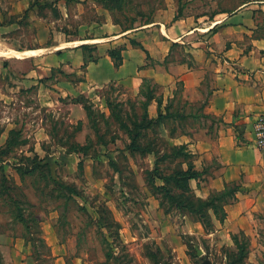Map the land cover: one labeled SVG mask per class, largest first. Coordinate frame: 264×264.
Segmentation results:
<instances>
[{
	"label": "rangeland",
	"instance_id": "1",
	"mask_svg": "<svg viewBox=\"0 0 264 264\" xmlns=\"http://www.w3.org/2000/svg\"><path fill=\"white\" fill-rule=\"evenodd\" d=\"M29 1L28 11L7 16L8 24L0 28V49L12 52L26 46H50L58 42L50 40V32L95 34V25L85 24L89 18H99L95 2L102 6L104 15L112 16L114 30L120 31L132 19L139 21L143 16L169 21L180 12L178 0H132L129 4L127 0H113L106 6L99 0ZM241 1L182 0L181 13L209 20L221 9H231ZM110 5L116 7L115 11L106 8ZM64 7L70 14L67 18L62 13ZM130 7L134 9L129 10ZM254 16L259 21L255 35L264 36V10H257ZM199 37L205 38L203 34ZM192 46L191 42L171 43L166 63L191 65ZM36 66L30 57L0 56V151L6 152L0 162V264H264V247L256 246L253 237L239 234L238 242L232 246L224 237L213 244L201 234L191 235L193 221L181 215L152 186L154 154L124 149L130 137L119 119L131 128L139 124L146 107L140 100L149 103L150 115L155 118L154 101L160 100L156 83L144 78L138 91L132 83L117 80L91 94L60 97V91L53 86L56 79H79L82 75H64L59 68L51 78H36L41 84L33 85L30 73ZM82 97L89 100L93 119L83 103H75ZM188 97L182 93L174 102L172 108L182 114L180 117L144 130L141 142L152 147H185L182 136L189 138L193 130L210 121L205 118L204 96ZM167 157L168 152L161 162L166 175L179 166L178 160L171 162ZM182 161L184 168H188L186 161L179 158ZM34 163L42 167L33 170ZM19 166L27 173L22 175L17 170ZM1 174L8 178L9 186H3ZM156 183L164 184L163 180ZM58 184L73 188L79 195L68 200L70 193ZM8 193L26 201L20 206L29 216H37L29 235L44 242H37L35 252L31 243L26 242L25 227L13 220ZM158 196L164 198L163 207ZM100 213L107 222L101 233L92 218H99ZM22 239L26 244L19 249L17 244ZM243 252L247 257L238 262L241 259L237 257Z\"/></svg>",
	"mask_w": 264,
	"mask_h": 264
},
{
	"label": "crops",
	"instance_id": "2",
	"mask_svg": "<svg viewBox=\"0 0 264 264\" xmlns=\"http://www.w3.org/2000/svg\"><path fill=\"white\" fill-rule=\"evenodd\" d=\"M93 5L99 11V18H89L85 24H94L95 34L50 32V40L57 43L12 49L26 53L10 57H30L36 61L37 66L30 73L33 85L41 84L36 78H51L59 68L64 75H82L79 79H56L53 86L60 91V97L91 94L117 80L132 83L140 91L144 78L158 85L163 109L179 82L185 97L203 95L209 123L193 130L187 139L182 136L188 150L195 155V169L201 172V176L190 179L189 186L197 197L208 199L212 192L235 184L236 200L225 206L224 221L212 216L214 226L210 229L193 215L180 214L195 224L194 230L189 231L191 235L201 234L213 244L224 237L235 246L234 236L242 233L253 237L256 246L264 247V156L252 144L255 119L264 113V36L255 35L259 21L254 16L257 10H264V0H242L230 11L221 9L214 19L200 20L201 17L185 14L176 20H154L127 31L114 30L112 16L104 15L97 2ZM30 6L29 0H0V28L8 24L7 16L20 15ZM62 13L64 18L70 16L66 7ZM98 28L102 32H97ZM200 34L205 38H200ZM132 39L141 42L148 52L133 45ZM92 42L98 47L99 58L89 62L84 70L81 45ZM173 42L193 44L189 52L191 65L166 63ZM247 42L252 45L248 47ZM117 46L123 47V63L119 67L109 55V50ZM155 102L158 113L159 102ZM18 242L19 249L24 248L26 242L23 239Z\"/></svg>",
	"mask_w": 264,
	"mask_h": 264
},
{
	"label": "trees",
	"instance_id": "3",
	"mask_svg": "<svg viewBox=\"0 0 264 264\" xmlns=\"http://www.w3.org/2000/svg\"><path fill=\"white\" fill-rule=\"evenodd\" d=\"M99 1L104 6H106L105 3H107L108 1L112 2L113 0H99ZM130 2H132V0H127L128 4ZM183 4L184 2L182 3V0H178V6H179L180 12L175 16L174 20L179 19L180 17L184 15L183 13H181ZM106 8L110 10L111 12L115 11L116 9V7L113 5H110L109 7H106ZM132 9L134 8L132 7L129 8V10H132ZM137 11L140 14L143 13L141 10H137ZM222 11H230V9L225 8V9H222ZM153 21L154 20L151 17L143 18L142 16L139 21H136V19H132V21L127 22L122 27L124 28V31H127V30L134 29L138 27L139 25H146V24L152 23ZM138 22L139 24L136 25ZM131 43L137 47L142 48L146 52H148L144 48L141 42L137 40H131ZM81 47L84 51L83 69L85 70L89 62L98 60L99 58V54L97 53L98 47L96 44H89V43L82 44ZM88 50H89V53H87ZM122 50H123V47H119V48L115 47L109 50V55L113 59L114 64L117 67H119L123 63ZM145 80L151 81L153 83L151 79H145ZM181 83L182 82H179L178 85L181 86ZM153 84L156 85L155 83ZM155 87L157 91L158 86L156 85ZM182 91H183L182 88H177V90L174 92V96L168 99L164 109L162 108L163 97L159 96L160 97V100H158L159 108H158L157 116L155 118L150 115V111L148 108L149 103L144 104L142 100H140V104H143L146 107L142 111L141 119H139L140 121L139 124H134L133 128H131L132 126L130 127L129 124H124L125 120L119 117L120 124L123 125L124 130L127 132V134L130 137V142L125 145L124 149L128 150L130 153L140 152L146 155L154 154L155 166H154L152 178L150 180L154 190L156 192H160L161 196L163 195L164 198L165 197L168 198V200L172 203L174 208L177 209L179 212L184 213V214L189 213L193 215L197 220L202 221V223L207 229H210L214 226L212 216H214L216 219L220 221L225 220L226 218L225 206L230 203H233L236 200L235 192L237 191V186L235 184L234 185L231 184V185L226 186V188L222 191L212 192L208 199L199 198L195 195V193L190 188L189 181L192 178H197L201 176V172L195 169V164H194L195 155L188 150V146L186 144H185L186 145L185 147L177 146V145H171L168 147H161V146L157 147L155 144L152 147V146H149L147 143L143 144L141 142V138L145 134L144 130L150 129L152 128L153 125L155 126L168 119H172L177 116L180 117L182 115V114L179 115L178 112L172 108L177 97L180 94H182ZM76 101H80L81 103H83L85 110L88 112V116L90 118L92 117L93 119V113H92V110L90 109L91 105L87 104L89 100L87 98L82 97L81 99H77ZM83 148L79 149L78 151L81 152ZM163 151L165 153L168 152L167 158H170L171 162H175L176 160H178L177 163H179V166H177L175 170H173L168 175L164 174V172L162 171L165 169H163V167L161 166V162L163 161V159L166 158V157L164 158L165 153ZM2 152L3 151H0V162L3 161V158H2L3 154L4 153L6 154V152H4L3 154ZM179 158H183L184 161H186V165H188V168H184L183 161L179 162ZM41 160L43 159L41 158L39 161ZM46 165H48V163ZM39 167L41 168L42 166H39L38 164L34 163L32 168L33 170H35ZM0 170H2V167H0ZM17 170L21 172L22 175L24 173H27V170L25 169L26 170L25 172L24 168L21 166H19ZM33 170H28V171H33ZM1 175H2L1 177L2 181L4 182L3 186L5 187V184L6 186L8 185L7 183L8 178L4 174H1ZM157 180H163L164 184L158 185L156 183ZM58 185L60 189L65 188L68 190V191L66 190L67 192L70 193L67 197L68 200L72 199V197L76 195H79L73 188L69 186H66L63 184H58ZM161 196H158V197L160 199V205L163 207L162 199L164 198L163 197L161 198ZM9 199H10V210H11L13 220L17 223L18 222L21 223L25 227L27 234L24 235V237L27 243H31L32 247L34 248V252H35V249H37L38 247L37 244L44 242L41 238L40 239L33 238L32 236L29 235L31 234L30 230H31L33 223L36 222L35 218L37 216L35 215L29 216L24 210H22L20 203H22L24 200L18 197L15 198L10 193H8V200ZM211 210L213 212H211ZM209 216H211L210 218L212 219V222H209L208 220ZM104 217H105V214H104ZM92 218L95 222L99 224L98 232L101 233L103 230V227L105 228L107 226V222H105V220L103 219V213H100L99 218H96L94 216H92ZM240 234L244 236V234L242 233ZM237 236H240V235L236 234L234 236L235 242H238ZM107 242L108 240L106 241V244ZM188 246H190V242L188 243ZM240 247H244V245H241ZM245 253L246 252H243L242 254L238 255L237 258L241 259V260H237L238 262L243 261L247 257V254ZM36 258H38V261L40 260L39 257H37V255H36Z\"/></svg>",
	"mask_w": 264,
	"mask_h": 264
},
{
	"label": "built area",
	"instance_id": "4",
	"mask_svg": "<svg viewBox=\"0 0 264 264\" xmlns=\"http://www.w3.org/2000/svg\"><path fill=\"white\" fill-rule=\"evenodd\" d=\"M253 146L264 156V113L258 115L253 126Z\"/></svg>",
	"mask_w": 264,
	"mask_h": 264
},
{
	"label": "bare ground",
	"instance_id": "5",
	"mask_svg": "<svg viewBox=\"0 0 264 264\" xmlns=\"http://www.w3.org/2000/svg\"><path fill=\"white\" fill-rule=\"evenodd\" d=\"M22 53H26V52H19V51L6 52V51H3V49L0 50V56H2V55H7V56L20 55ZM27 53H29V54H35V52H27Z\"/></svg>",
	"mask_w": 264,
	"mask_h": 264
},
{
	"label": "water",
	"instance_id": "6",
	"mask_svg": "<svg viewBox=\"0 0 264 264\" xmlns=\"http://www.w3.org/2000/svg\"><path fill=\"white\" fill-rule=\"evenodd\" d=\"M199 253H201V250H198Z\"/></svg>",
	"mask_w": 264,
	"mask_h": 264
}]
</instances>
